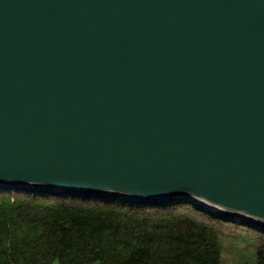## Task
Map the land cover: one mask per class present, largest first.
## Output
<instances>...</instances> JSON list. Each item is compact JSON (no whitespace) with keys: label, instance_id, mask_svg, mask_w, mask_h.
Wrapping results in <instances>:
<instances>
[{"label":"water","instance_id":"95a60500","mask_svg":"<svg viewBox=\"0 0 264 264\" xmlns=\"http://www.w3.org/2000/svg\"><path fill=\"white\" fill-rule=\"evenodd\" d=\"M0 188L264 228V0H0Z\"/></svg>","mask_w":264,"mask_h":264},{"label":"trees","instance_id":"16d2710c","mask_svg":"<svg viewBox=\"0 0 264 264\" xmlns=\"http://www.w3.org/2000/svg\"><path fill=\"white\" fill-rule=\"evenodd\" d=\"M264 228L193 201L161 206L0 188V264H222L220 236Z\"/></svg>","mask_w":264,"mask_h":264},{"label":"rangeland","instance_id":"374dc122","mask_svg":"<svg viewBox=\"0 0 264 264\" xmlns=\"http://www.w3.org/2000/svg\"><path fill=\"white\" fill-rule=\"evenodd\" d=\"M244 232L240 237L220 236L222 264H257L256 238L249 227Z\"/></svg>","mask_w":264,"mask_h":264}]
</instances>
